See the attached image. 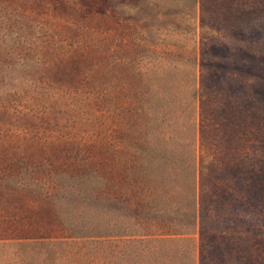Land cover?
Instances as JSON below:
<instances>
[{
	"label": "rangeland",
	"instance_id": "obj_1",
	"mask_svg": "<svg viewBox=\"0 0 264 264\" xmlns=\"http://www.w3.org/2000/svg\"><path fill=\"white\" fill-rule=\"evenodd\" d=\"M61 239L264 264V0H0V242Z\"/></svg>",
	"mask_w": 264,
	"mask_h": 264
},
{
	"label": "trees",
	"instance_id": "obj_2",
	"mask_svg": "<svg viewBox=\"0 0 264 264\" xmlns=\"http://www.w3.org/2000/svg\"><path fill=\"white\" fill-rule=\"evenodd\" d=\"M68 225H71L68 223ZM73 238V237H72ZM170 238H154V239H148L147 244H155L158 242L164 243ZM189 239V238H188ZM187 238H182V240L190 241ZM76 241V240H75ZM72 242V240L67 239H61L56 241H32V242H0V247L10 248L15 247L17 248V251L12 253H7V250L5 252H0V264H25L22 257H33L35 256V249L41 248L45 249L50 252V250H54L55 248H62L64 245L68 244H77V242ZM124 241V240H123ZM144 240H142L143 242ZM174 241L173 239L170 240ZM72 242V243H68ZM81 244V242H79ZM23 252V253H22ZM191 260H192V254H191ZM60 257L57 258V261H59ZM122 259V256L115 257L114 260L112 258V264L117 263L119 260ZM29 264V263H28ZM72 264H77V260H73Z\"/></svg>",
	"mask_w": 264,
	"mask_h": 264
}]
</instances>
